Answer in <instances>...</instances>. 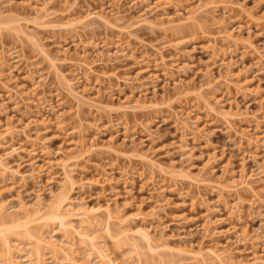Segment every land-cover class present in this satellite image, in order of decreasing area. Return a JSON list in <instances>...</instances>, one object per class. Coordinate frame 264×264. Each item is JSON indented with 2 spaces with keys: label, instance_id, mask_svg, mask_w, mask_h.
Instances as JSON below:
<instances>
[{
  "label": "rangeland",
  "instance_id": "374dc122",
  "mask_svg": "<svg viewBox=\"0 0 264 264\" xmlns=\"http://www.w3.org/2000/svg\"><path fill=\"white\" fill-rule=\"evenodd\" d=\"M47 1L0 0V17L8 18L4 20L6 24L0 22V56L5 57L4 67L0 65V80L10 87L0 81V158L3 161L0 205L7 207L6 213L19 218H25V212L34 213L40 208L44 213L66 190L71 202L67 206L72 213L69 220L78 230L99 237L98 242L108 248L114 264H250L254 258L263 259L264 173L255 177L251 190L241 187L237 191L240 186L236 182L241 179V169L249 177L264 167V0H217L224 2L219 7L209 4L198 12L195 10L200 3L205 5L214 0ZM44 5L49 9L46 13ZM47 13H50L48 17L43 16ZM95 13L102 18L91 16L88 21L80 22L86 15ZM223 33L239 37V45L228 46L230 43ZM79 36L86 42L96 40L99 46L85 53L74 45V41H80ZM35 39L40 44L32 42ZM39 45L53 53L69 78H75L76 71L68 61L71 56L77 61L86 54L88 61H98L88 81L84 80L85 72H80L75 88L91 99L88 101L97 100L96 106H101V111L91 110L85 104L77 106L78 102L67 94L64 82L56 74L57 69L39 55ZM66 48L68 55L63 52ZM103 50L106 56L100 58ZM12 51L28 59L12 60L9 57ZM228 71L232 82L229 89L226 86L229 82L223 78ZM29 74L33 79H26ZM137 77L140 79L135 81ZM208 80L215 81L213 88L217 91L200 90ZM33 91L38 94L34 96ZM214 91L213 97L209 94L211 105L219 100L222 104L214 105H218L217 110L242 114L239 115L242 119L233 114L238 119L233 117V121L232 118L228 121L227 118V122L221 114L210 111V105L202 98ZM139 95L149 109L142 107L118 113L116 107L126 104L127 98L134 100L130 105H135ZM99 96L102 97L98 101ZM42 99L47 105L41 103ZM148 103L154 108L147 107ZM50 104L52 110L48 108ZM181 105L185 107L182 118L191 111V121L199 118L198 129L202 132L194 136L182 133L172 114L180 111ZM109 108L116 112L112 113V109L107 112ZM96 128L100 131L97 140L93 139L98 135ZM240 133H246L248 140L258 139L259 144L255 140V144L246 138L241 140ZM82 141L84 146L78 144ZM91 143L96 144L93 150ZM110 143L121 154L153 153L152 159H157L159 167L155 169L148 162L144 165L142 160L129 158L130 154L127 159L115 150H112L115 153L109 152L106 146ZM66 156L76 159L68 157L71 158L68 160ZM65 160L71 163L68 170L72 169V188L64 184L67 181L61 163ZM5 164L6 171L2 169ZM161 166L164 172L158 169ZM256 193L258 196L253 195ZM82 207L100 209L97 224L81 227L80 217L74 216L73 210ZM108 211L113 217H119L109 221L111 233L106 224ZM120 220L130 225L131 237L126 238L128 242H137L138 248L133 250L126 238L114 242L124 229ZM34 222L9 228L10 232L4 234L0 232V252L9 242L13 250L17 247L19 251L25 249L21 250L25 252L23 255L30 254L26 231L35 234L41 231L46 239L53 237L78 261L88 260V242L82 236L76 232L64 233L65 229L54 219L47 224ZM206 224L214 229L206 231ZM139 229L147 231L154 241L168 242L180 251L151 252L140 240L141 236L134 233ZM210 248L218 257L206 254ZM19 251L17 254L23 256ZM201 251L205 258H195ZM50 253L45 251L46 263L55 264ZM20 256L19 262L27 264ZM56 256L58 262L65 264L62 253Z\"/></svg>",
  "mask_w": 264,
  "mask_h": 264
},
{
  "label": "bare ground",
  "instance_id": "6f19581e",
  "mask_svg": "<svg viewBox=\"0 0 264 264\" xmlns=\"http://www.w3.org/2000/svg\"><path fill=\"white\" fill-rule=\"evenodd\" d=\"M48 3H49V0L47 1ZM52 2V1H51ZM50 2V3H51ZM134 2V1H133ZM138 2H140V1H138ZM144 2V1H143ZM146 2H148V1H146ZM224 1H217V0H214V1H211V3L209 2V3H206L205 5L204 4H202V3H200V6H198V7H196V10L195 9H193V10H195V12L197 11H199V10H204V7H207V6H209V4H212V6L213 5H215V4H219V3H223ZM135 3H137L136 1H135ZM145 3V2H144ZM44 4V3H43ZM42 5V4H41ZM45 5L47 6L48 4L47 3H45ZM45 5L44 6H42V7H44L45 8V10L41 7V8H39L40 9V11L39 12H41L42 10L41 9H43L44 11H45V13H46V10L48 11L49 9H47L46 7H45ZM146 5H148V4H146ZM145 5V6H146ZM220 5V4H219ZM219 5L217 6V7H219ZM225 5H227V4H225ZM155 6V5H154ZM146 7H149V5L148 6H146ZM151 7V6H150ZM149 7V8H150ZM155 9H158V6H157V8L156 7H154ZM209 8V7H208ZM152 9V8H151ZM155 9H152V10H155ZM37 10V9H36ZM215 10V9H214ZM191 11V10H190ZM43 12V11H42ZM153 12V11H152ZM191 12H193L194 13V11H191ZM51 13V12H50ZM50 13H47V16L46 15H43V16H45V17H48L49 15H50ZM190 13V12H189ZM188 13V14H189ZM43 14V13H42ZM196 14V13H195ZM194 15V14H193ZM192 15V16H193ZM198 15V14H197ZM200 15V14H199ZM87 17H85L83 20H80V22L81 23H83L82 21H84L85 22V20L86 21H88L87 19H89L91 16H93V17H96V18H102V16L101 15H99V14H88V15H86ZM189 16V15H188ZM191 16H189V18H190ZM188 18V19H189ZM188 19H186V20H188ZM195 19V18H194ZM4 20H8V18H1L0 17V22H3V24H6V23H4V22H6V21H4ZM13 22H15V21H13ZM12 23V22H11ZM79 23V22H78ZM9 24V23H8ZM73 25H75V24H73ZM84 25V24H83ZM75 27H77V26H75ZM26 34V33H25ZM26 36V35H25ZM223 36H224V39L226 40V42H228V43H230L228 46H231V44H233L234 46L235 45H239L238 44V42L240 41V40H238L239 39V37H238V39L235 37V36H233V33H223ZM222 36V37H223ZM240 36V35H239ZM28 37V36H27ZM74 37V36H73ZM76 37H78V36H76ZM81 36H79V38H80ZM79 38H77V39H79ZM27 39H29V37L27 38ZM36 40V39H35ZM35 40H32V42H34V43H38V40H36V42H35ZM214 41V40H213ZM242 41V40H241ZM40 42V41H39ZM38 44H40V43H38ZM37 44V45H38ZM74 45L77 47V49H79V48H82L83 50H84V52L86 53V51L88 50V49H90V48H96V47H98L99 46V43H97V41L95 40V41H92L91 40V42H86V41H84V40H82L81 38H80V41H74ZM107 45V44H106ZM39 46H41V49H38L37 51L39 52V50H40V52L39 53H41V54H39V55H43L42 57H43V59L45 58V60H47V62L49 61L50 62V65L52 66V68H55V69H57L56 71H57V75L60 77V79L64 82V84H65V86H66V92H68L67 94H69V95H71L73 98V100H75L76 102H78V105L77 106H80V105H82V104H85V105H89L90 107H91V110H92V108H95L96 110L97 109H99V111H101L100 109H102V107L101 106H96V105H98V103H97V100H92V102L91 101H88V100H91V99H88V97L86 98L85 97V95H83V93H80L76 88H75V86L77 85V81H79V79L81 78V76L79 75V74H81L83 71L85 72V78H84V80H89L90 79V74L92 73V72H95V69H94V64L95 63H97L98 61H88V55H86V54H84L83 55V58H82V60H75V59H73V57L71 56V58L68 60L66 57H65V59L66 60H68L70 63H71V65L72 66H74L75 67V78H69V77H67V75L63 72V70H62V66H58V59H56L54 56H53V53H51L50 51H48L47 49H45L44 47H42V45H39ZM165 46V45H164ZM105 47V46H104ZM44 48V49H43ZM68 49H69V47H67ZM67 48L66 49H64L65 51H63L66 55H68L69 54V51L67 50ZM163 48H165V47H163ZM232 48V47H231ZM106 49V48H105ZM104 49V50H105ZM122 49H124V48H122ZM104 50L102 51V56H100V58L101 57H104L105 58V52H104ZM123 51H125V50H123ZM159 51H161V50H159ZM14 51H12V52H10V54H9V57H11L10 59H15V58H17L16 60H17V62L19 61V60H24L25 61V59H28L27 57H25L22 53H20V52H18V51H16V52H14ZM162 52V51H161ZM63 53V54H64ZM14 54H15V56H14ZM163 54V53H162ZM55 55V54H54ZM68 57H70V56H68ZM5 57L2 55V56H0V63H3V66H2V64H0L1 65V67L3 68L4 67V59ZM164 57H162V59H163ZM167 59V58H166ZM2 60H3V62H2ZM11 60V61H12ZM16 60H15V62H16ZM103 60H105V59H99V61L101 62H104ZM26 61H28V60H26ZM165 61V60H164ZM36 62V61H35ZM35 62L33 63V64H35ZM161 62L164 64V62L161 60ZM174 62V61H173ZM106 63V62H105ZM166 63V62H165ZM168 63V62H167ZM28 64H29V62H28ZM31 64V63H30ZM100 64V63H99ZM222 64H225L223 61H222ZM49 65V64H48ZM49 65V66H50ZM28 66H30V65H28ZM36 66H37V63H36ZM169 66V65H168ZM9 67V66H8ZM59 67V68H58ZM174 68V65L172 66H169V68L171 69V68ZM12 68V67H11ZM11 68L9 67L8 69L9 70H11ZM31 68V67H30ZM33 68V67H32ZM166 69H168V68H164V71H167ZM32 70V73H36V72H33V69H31ZM30 71V70H29ZM38 71H40V69L38 70ZM52 71H54V70H52ZM168 71H169V69H168ZM173 71V70H172ZM11 72V71H10ZM81 72V73H80ZM169 72H171V70L169 71ZM29 73H31V72H29ZM55 74V75H56ZM103 74H107V73H103ZM166 74H168V76L169 75H173V74H169V73H166ZM36 75V74H35ZM35 75H33V76H35ZM108 75V74H107ZM29 77H30V74H29ZM26 78V79H33L32 77H30V78ZM226 77V78H225ZM228 77H231V73L228 71L227 72V74H225V76L223 77V78H225V80L227 81V82H229V83H227V88L229 89L230 88V86L231 85H229L230 84V80H229V78ZM239 77V76H238ZM40 78H42L43 79V77H40ZM45 78H47L46 77V75H45ZM210 78H214V77H210ZM209 78V79H210ZM41 79V80H42ZM126 79V78H125ZM132 79V78H131ZM135 79V81H138L139 79H140V77L138 78H134ZM133 79V80H134ZM171 79V78H170ZM214 79H216V78H214ZM237 79H239V78H237ZM43 80H45V79H43ZM127 80L128 81H132V80H129V78H127ZM127 80H125V81H127ZM217 80V79H216ZM1 81V80H0ZM31 81V80H30ZM180 81H182V80H180ZM208 81H210V82H208ZM208 81H206V82H208L207 84H203V86L201 85V87H199L200 88V90L201 91H203V89L205 88V89H210V90H212V89H216V88H213V83L215 82H212L211 80H208ZM221 81V80H220ZM224 81V80H223ZM225 81V82H226ZM2 82V84H3V82L4 81H1ZM31 82H34V80H32ZM38 82V81H37ZM41 81H39V83H40ZM44 82V81H43ZM62 82V83H63ZM179 82V81H178ZM178 82H176V83H178ZM217 82H219V79H218V81H216L214 84H216ZM6 82H4V84H5ZM38 83V84H39ZM183 83V82H182ZM182 83H179V84H181L180 86H182ZM221 83V82H220ZM232 83V82H231ZM34 84H35V82H34ZM33 84V85H34ZM134 84V83H133ZM178 84V85H179ZM224 84H226V83H224ZM132 85V84H131ZM178 85H176V86H178ZM192 85H194V84H192ZM233 85V84H232ZM5 86H7V87H9V84L7 83V85L5 84ZM5 86H3V87H5ZM35 86V88H39V86H37V85H34ZM141 86V85H140ZM215 86V85H214ZM233 86H237L236 84L235 85H233ZM41 87V86H40ZM239 88H240V86H238ZM10 88V87H9ZM12 88V87H11ZM37 88V89H38ZM87 88V87H86ZM178 88V87H177ZM182 88V87H181ZM186 88V87H185ZM243 88V87H242ZM5 89V88H4ZM14 89H16V88H14ZM37 89H35L34 91H36ZM238 89V88H237ZM10 90V89H9ZM8 90V91H9ZM20 90V89H19ZM33 90V89H32ZM134 90V89H133ZM242 90V89H241ZM240 90V91H241ZM16 91H18L17 89H16ZM33 91V92H34ZM38 91V90H37ZM144 90H142V92H143ZM215 91H217V90H215ZM215 91H214V93H210V92H207L208 94H206L203 98H202V96H201V98H202V100H204L205 102H206V105H210L209 107H208V109L210 110V111H212L213 113L214 112H216L219 116H220V114L222 115L221 117H223V118H225V120L227 121V118H229L228 119V121L229 120H231V118H232V120L231 121H233V117L235 116V115H233V114H236V113H230V111H228L227 113H226V111L223 113L222 111H220L219 109V111L217 110V106H214V105H216L215 103H219L220 101L219 100H216V102L214 103V102H212V103H214V105L212 106L211 105V100H212V98L211 97H209V94L211 95H213V94H215ZM240 91H238V92H240ZM12 92H13V90H12ZM32 92V93H33ZM134 92V91H133ZM212 92V91H211ZM11 93V92H10ZM9 93V94H10ZM16 93V92H15ZM21 94H22V92H20ZM31 93V95H34V96H36L37 94H38V92H34V94H32ZM11 95V94H10ZM13 95H14V93H13ZM12 95V96H13ZM58 95H60V94H58ZM141 95H143V94H141ZM145 95V94H144ZM211 95V96H212ZM17 96H19V94L17 95ZM207 96V97H206ZM214 96V95H213ZM212 96V97H213ZM23 97V96H22ZM98 97V96H97ZM100 97H102V96H99V99H98V101L100 100ZM129 97H131V96H129ZM132 97H133V95H132ZM131 97V98H132ZM142 97V96H141ZM42 98H45V97H42ZM97 99V98H96ZM214 99H216V98H214ZM37 100V99H36ZM44 100L45 99H42V101L41 100H39V102L41 101V103L42 102H44ZM128 100V101H127ZM131 100L132 101H134L133 99H126L125 100V102H127L126 104H121L120 106H119V110L117 109V107H116V110L117 111H119L118 113H120V111H123V112H128L129 110H132V111H137V110H141V108L143 107V109H149V108H146V104H147V102H145V100L143 99L142 100V102L140 101L141 100V98H140V95H139V98H138V100L136 99V101H135V105L133 104V105H130V102H131ZM35 101V100H34ZM38 101V100H37ZM46 101H49V100H46ZM94 101H95V105L93 104L94 103ZM215 101V100H214ZM217 101H219V102H217ZM92 104H91V103ZM143 102H144V104H143ZM204 102V103H205ZM146 103V104H145ZM151 103V102H150ZM38 104V103H37ZM43 104V103H42ZM99 104H100V102H99ZM152 104H154V102L152 103ZM150 105L149 103H148V106L147 107H153V105ZM219 104H222V103H219ZM41 105V104H40ZM43 105H47V104H43ZM50 106V107H49ZM48 106V108H50L51 110H52V106H51V104ZM88 106V107H89ZM94 106H96V107H94ZM118 106V105H117ZM154 106H157L156 104H154ZM81 107V106H80ZM89 107V108H90ZM101 107V108H100ZM151 107V108H152ZM170 107V106H169ZM181 107V110L180 111H177V110H175V111H172L173 113V115H174V117H175V120L174 121H176V122H179V124L178 125H180V127L179 128H181L183 131H182V133H187V135H189V133H191L192 135L193 134H199L198 132H202L201 130H199L198 129V122H199V118H197V120H195V121H191V111L190 112H188V114L185 116V118H182V114H181V112H183V110H184V105H181L180 106ZM154 108V107H153ZM170 108H172V107H170ZM220 108V107H219ZM110 109H114V108H109V110ZM112 110H110V111H107V112H112ZM174 110V109H173ZM222 110V109H221ZM55 111V110H54ZM98 111V110H97ZM98 111V112H99ZM114 112H112V113H115L116 111L115 110H113ZM169 111V110H168ZM209 111V112H210ZM211 112V113H212ZM232 112V111H231ZM111 114V113H110ZM109 113H108V115H110ZM215 114V113H214ZM216 114V115H217ZM240 114H236V116L237 117H239V119H242V118H240V116L242 115H240ZM59 116V115H58ZM108 117V116H107ZM110 117V116H109ZM173 117V116H172ZM237 117H234V118H237ZM59 119H61V121L63 120L62 118H61V116H59L58 117ZM111 118V117H110ZM58 119V120H59ZM238 119V118H237ZM109 120H111V119H109ZM60 121V120H59ZM99 121V120H98ZM227 121V122H228ZM59 122H57V124H58ZM62 123V122H61ZM61 123H59V124H61ZM229 123H232V122H229ZM63 124H64V122H63ZM63 124H62V126H61V129H64L63 128ZM96 126H98V125H96ZM60 127V126H59ZM100 128V127H99ZM98 128V129H99ZM97 129V128H96ZM95 129V130H96ZM98 129L96 130L97 132H96V134H98L97 136H95L93 139H96L97 140V137H99V132H98ZM144 129V128H143ZM9 130H10V128H9ZM12 131V130H11ZM11 131H8L10 134H12L11 133ZM237 132V131H236ZM201 134V133H200ZM185 135V134H184ZM187 135H185V136H187ZM184 136V137H185ZM194 136V135H193ZM240 137L239 138H241V140H243V139H247V135H246V133H240V135H239ZM185 139V138H184ZM257 139V138H256ZM85 140V139H84ZM186 140V139H185ZM248 140V139H247ZM255 140V139H254ZM254 140H252V138L250 137L249 138V140L248 141H250L249 143H251V141H252V143H254L253 141ZM77 141H79V140H77ZM93 141V140H92ZM93 142H95V140L93 141ZM113 142V141H112ZM259 141H258V139L257 140H255V143H258ZM77 143V142H76ZM79 143H82V146H84V144H83V141L82 142H78V144ZM98 143V142H97ZM114 143V142H113ZM251 143V144H252ZM254 143V144H255ZM77 144V145H78ZM112 143H110V145H111ZM141 144H143V143H141ZM259 144V143H258ZM80 145V144H79ZM108 145V146H106V147H109V148H107V151H109V152H114V151H112V150H115L114 148H116V147H113L112 148V146H114V145ZM14 146V145H13ZM82 146H81V148H82ZM91 146H92V148H91ZM91 146L89 147V148H91V150H93V148L94 147H96V144H93L92 145V143H91ZM78 147H80V146H78ZM137 147V146H136ZM13 148V147H12ZM16 148V147H15ZM17 149V148H16ZM16 149H13V150H15L16 151ZM45 149V148H44ZM80 149V148H79ZM83 149V148H82ZM87 149H88V147H87ZM87 149H85L84 151L88 154L89 152H87ZM121 149V148H120ZM12 150V151H13ZM18 150V149H17ZM32 150H34V149H32ZM31 150V151H32ZM91 150H89L90 152H92ZM111 150V151H110ZM117 150H119V149H117ZM117 150H115V151H117ZM133 150H135V152H137L136 150H138L137 148H133ZM15 151H13V152H15ZM19 151V150H18ZM45 151H46V149H45ZM121 151V150H120ZM120 151L118 152L117 151V155H119V153H120ZM132 151V150H131ZM49 151H47L46 153H48ZM77 152V151H76ZM81 152H82V150H81ZM85 152H82V154L83 153H85ZM94 152V151H93ZM124 152V151H123ZM17 153V152H16ZM69 153V152H68ZM115 153V152H114ZM127 153V152H126ZM134 153V152H133ZM132 153V154H133ZM130 153L128 152V155H129ZM132 154H130L129 156L128 155H126L125 153H120V155L121 156H123V157H125V158H127V156L129 157V158H133V159H139L140 161L142 160V163H144V162H148V163H150L154 168L156 167L157 168V164H156V162H155V160H157V159H152L153 158V153H140V152H137V154L136 153H134V155H132ZM150 154H151V156H150ZM153 154V155H152ZM50 155V154H49ZM67 155H69V154H67ZM77 156V155H76ZM79 156H80V154H79ZM84 156V155H83ZM68 157H72V158H74V159H76L75 158V156H68ZM67 156H66V158L69 160V159H71V158H68ZM118 157H120V156H118ZM154 157H157V156H154ZM77 158H79V157H77ZM128 159V158H127ZM136 159V160H137ZM130 160H132V159H130ZM2 161V159L0 158V164L2 165L3 163V161ZM70 162V161H69ZM69 162H67V160H65V161H62V163H61V167H63L62 169H64V173H65V181H67V183H64V184H69V186H71V188L73 187L72 186V184H74L72 181V178H71V173H72V169H70V171L68 170V167L70 166V164H69ZM158 162V161H157ZM5 163V162H4ZM144 165H146V163H144ZM149 165V164H148ZM7 165L5 164V165H3V168L2 169H4V171H6V169H7V167H6ZM150 166V165H149ZM151 166V167H152ZM159 167V166H158ZM155 168V169H156ZM264 168V167H263ZM263 168H260V169H262L260 172H255L254 174H250V175H248L249 177H247L246 175V173H243V172H245L244 171V168L243 169H241L242 171H241V179L238 181V182H236V183H238L237 184V186H240V187H237V188H240V189H237L236 187H234V186H236V185H233V184H231V186H233L234 188H236V190L238 191V190H241L242 188H246L247 190H251V189H253L254 188V184H255V177L256 176H259L260 174H263L264 173V169ZM9 169V168H8ZM155 169H154V171H155ZM158 169H160V172H164V168L161 166V168H158ZM157 169V170H158ZM161 169H162V171H161ZM152 170H153V168H152ZM259 171V170H258ZM156 172V171H155ZM168 172V171H167ZM166 173V172H165ZM172 173V172H171ZM153 174V173H152ZM167 174V173H166ZM168 174H170V173H168ZM151 176H153V175H151ZM69 186H66L65 185V188L66 187H69ZM242 187V188H241ZM62 188H64L63 186H62ZM70 188V187H69ZM232 188V187H231ZM67 189V188H66ZM68 190V189H67ZM63 191H65V192H63L62 194H60V197L56 200V202L53 204V206L48 210V211H44V213L42 212L43 210L40 208V209H36L35 210V212L34 213H28V212H25L26 214H24V215H26V217L25 218H19V217H15V216H10V215H8V213H6L7 212V207L5 206H3V205H0V232H2L3 234L4 233H6L5 231H9L10 229L9 228H16V227H21L23 224H25L26 222L28 223L29 221H35V222H37V224H39V222H42V221H45V223L44 224H47V221L48 220H50L51 221V219H54V220H57L58 222H59V224L65 229V231H64V233H67V234H71V233H77V234H79L80 236H82L83 237V240L84 241H87L88 243V247H89V257H88V260L87 261H85V262H80V261H78L77 260V258L74 256V255H72L71 254V252L69 253V252H67L64 248H62V247H60L59 246V244H58V242H56V240L54 241L52 238L51 239H46L44 236H43V233L41 232V231H35L36 232V234L34 233V232H29V230H27L26 231V235H27V238L29 239V248H30V254H28V252H27V255H23V254H25V252H23L25 249H21V250H23V251H19V249H17V247H15L16 248V250H18L19 252H21L22 253V255L23 256H20V255H18L17 254V252L18 251H16V250H13V247L10 245V243L8 242H6L5 244H4V246H3V248L4 249H1V250H4V251H2V252H0V264H21L20 262H19V256L21 257V258H23V260L22 261H25V262H27V264H47L46 263V259H47V257L45 256L46 254H45V251L47 250V251H50L51 253V255H52V257L54 258V263L55 264H63V262H62V260H61V262L62 263H60V262H58V261H60V260H56L57 259V254H59V253H62L63 254V256H64V259H65V264H114L115 263V261L113 262V260H112V257L110 256V252H109V250H108V248H103L104 247V245H103V247H102V245H100L101 243V241L100 242H98V238L97 237H95V235L94 236H92V235H90V234H88L86 231H83V230H81V229H77L75 226H74V224H72L73 222H71L69 219V216L72 214L71 213V209L70 208H68L67 206H69L70 205V203L71 202H68V200L70 199L69 198V196H68V193L66 192V190H63ZM68 191H70V190H68ZM252 192H253V190H252ZM254 196L256 195V196H258V194L256 193V194H253ZM71 201V200H70ZM40 204V203H39ZM73 204V203H72ZM71 206H73V205H71ZM70 207V206H69ZM26 208H28V207H26ZM99 209V208H98ZM24 210V209H23ZM109 210V209H108ZM25 211H27V210H25ZM100 211V209L99 210H97V209H88V208H85V207H82V208H80V209H76V210H73V215L74 216H79L80 218H79V220H80V222H79V224L81 225V227L84 229L85 227H84V225L86 226H92V225H94V224H97L98 223V216L101 214V213H98ZM101 212V211H100ZM17 213V212H16ZM19 213V212H18ZM22 214V213H21ZM106 214V213H105ZM108 214V215H107ZM106 215L108 216V218H107V220H108V223H106L107 224V230L109 231V233H111L110 231H112L111 229V225H110V223H109V221L111 222V220H113L112 218H114V217H116V216H114L113 217V215H111V212H109L108 211V213H107ZM118 217V216H117ZM116 217V218H117ZM27 218V219H26ZM31 218H33V219H31ZM24 219H26V220H24ZM29 219V220H28ZM106 219V218H105ZM120 219H122V218H120ZM118 220H119V217H118ZM26 221V222H25ZM34 222V223H35ZM107 222V221H106ZM119 222H122L120 225H122L123 227H124V229H122L121 231H120V233H118V238L117 239H114V240H116V241H114L115 243L116 242H118V241H121L122 239H124V238H126V237H128V238H130L131 236L129 235V232H130V230H129V228H130V225L126 222V221H122V220H120ZM11 223V224H10ZM124 223H126L125 225H124ZM8 224H10V225H8ZM110 225V226H109ZM207 225V224H206ZM41 226V225H40ZM44 226V225H43ZM205 226V225H204ZM211 227L212 226H210L209 227V225H207L206 227H204V229H206V231H210L211 230ZM44 228V227H43ZM86 228H88V227H86ZM122 228V227H121ZM213 228V227H212ZM9 229V230H8ZM214 229V228H213ZM212 229V230H213ZM106 230V231H107ZM211 230V231H212ZM216 230V229H215ZM214 230V231H215ZM17 231V230H16ZM107 231V232H108ZM10 232V231H9ZM9 232H7V233H9ZM23 232H25L24 230H23ZM132 232V231H131ZM216 232V231H215ZM214 232V233H215ZM1 233V234H2ZM108 233V234H109ZM134 233L135 234H137V235H140L141 236V241L142 242H144L145 243V245H147V247H148V249L151 251V252H155V251H169L170 253H172V252H174V251H176V250H178V251H180V249H175L174 247H172V246H170L169 244H168V242H165V241H160V242H156V240L154 241L153 240V237H151L150 236V234L147 232V231H145V230H136V231H134ZM207 233V232H206ZM107 234V235H108ZM131 234V233H130ZM208 234L209 235H211L210 234V232H208ZM124 236V237H123ZM134 236V235H133ZM116 237V236H115ZM120 237H123V238H120ZM113 238V237H112ZM111 237H110V239H112ZM244 240H247V239H245L244 238ZM70 241V240H69ZM129 240H127V238H126V242H128ZM27 243V242H26ZM104 243V242H103ZM119 243V242H118ZM132 244L133 245V250L135 249V248H138V243L137 242H135V241H132V243L131 242H128L127 244ZM129 244V245H130ZM14 248V249H15ZM72 246H71V250H72ZM27 249H28V247H27ZM205 249V248H204ZM28 251V250H27ZM207 251V250H206ZM74 252V251H73ZM72 252V253H73ZM21 253H19V254H21ZM203 253V254H202ZM206 254H214V255H216L217 257H218V254H217V252L215 251V250H211V248L210 249H208V251L206 252ZM198 255V254H197ZM195 256L194 255V257L195 258H197V257H204L205 258V253L203 252V251H201V255L199 256ZM34 256V257H33ZM51 257V258H52ZM52 258V259H53ZM19 259V260H18ZM84 261V260H83ZM249 264V263H248ZM250 264H264V258L262 259V258H260V257H258V258H254V261L252 262V263H250Z\"/></svg>",
  "mask_w": 264,
  "mask_h": 264
}]
</instances>
